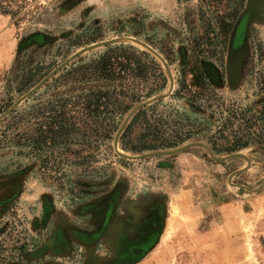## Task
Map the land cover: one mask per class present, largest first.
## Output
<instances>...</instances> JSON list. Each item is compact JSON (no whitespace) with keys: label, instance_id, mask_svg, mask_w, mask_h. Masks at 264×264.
Returning a JSON list of instances; mask_svg holds the SVG:
<instances>
[{"label":"rangeland","instance_id":"374dc122","mask_svg":"<svg viewBox=\"0 0 264 264\" xmlns=\"http://www.w3.org/2000/svg\"><path fill=\"white\" fill-rule=\"evenodd\" d=\"M154 212L132 264H264V0H0V264H112Z\"/></svg>","mask_w":264,"mask_h":264},{"label":"flooded vegetation","instance_id":"af4514ba","mask_svg":"<svg viewBox=\"0 0 264 264\" xmlns=\"http://www.w3.org/2000/svg\"><path fill=\"white\" fill-rule=\"evenodd\" d=\"M115 202V197H111L102 207L104 213L99 233L105 231L108 223L113 218ZM154 213L155 215L151 219L142 222L144 224L131 229V232L137 234L136 236L128 235L126 237L127 240L123 238L124 241L121 242V247L119 248L116 259L112 264H132L146 252L148 247L153 243L156 233L160 228V219L158 214L156 212Z\"/></svg>","mask_w":264,"mask_h":264},{"label":"water","instance_id":"95a60500","mask_svg":"<svg viewBox=\"0 0 264 264\" xmlns=\"http://www.w3.org/2000/svg\"><path fill=\"white\" fill-rule=\"evenodd\" d=\"M253 1H255V0H253ZM248 14H246V15H248L249 16V18H250V15L252 14V12L250 11V12H247ZM238 31V30H237ZM237 31H236V33H235V36L237 35ZM245 40V39H244ZM235 41V40H234ZM106 44L107 43H109V42H105ZM105 43H103V44H105ZM244 47H245V41H243V42H241L240 43V45L238 44V45H234V46H232V48H231V57L233 58V59H235L241 52H242V50L244 49ZM75 56H73L72 58H70V59H68L65 63H63L62 64V66L63 65H65L66 63H68L70 60H72L73 58H74ZM61 67V66H60ZM59 67V68H60ZM58 68V69H59ZM58 69H56V70H58ZM42 83V82H41ZM87 264H92V261L91 260H89L88 262H87Z\"/></svg>","mask_w":264,"mask_h":264}]
</instances>
